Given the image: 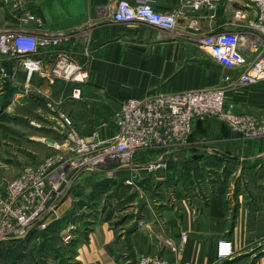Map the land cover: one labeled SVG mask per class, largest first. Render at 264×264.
<instances>
[{"label": "crops", "instance_id": "1", "mask_svg": "<svg viewBox=\"0 0 264 264\" xmlns=\"http://www.w3.org/2000/svg\"><path fill=\"white\" fill-rule=\"evenodd\" d=\"M118 1L44 0L31 8L51 31L46 33L70 36L62 49L90 74L85 84L59 80L50 84L38 74L29 78L15 60H0V67L10 76H0V91L7 92L9 98L6 107L29 106L37 112V127L42 129L43 122L46 124L48 135L36 132L35 136L64 141L66 135L60 132L67 129L60 114H65L80 135L97 129L100 138L107 139L116 126H104L124 100L219 88L225 85L228 74L237 73L219 65L200 47V40L230 32L247 34L252 17L247 0H221L215 11L195 10L178 0H148L159 12L179 14L173 33L145 22H115L112 16ZM127 1L137 4L142 0ZM0 12L11 11L0 4ZM17 14L15 29L44 33L35 23L22 22ZM41 58L46 64L52 62L48 54ZM74 88L81 89L80 100L71 97ZM226 100L237 112L264 118V81L228 90ZM82 124L85 128L79 127ZM188 148L197 171L203 169L201 173L211 175L206 181L194 178L181 190L178 210H161L155 230H165L178 243L183 233L188 234L177 256L168 250L161 255L172 264H229L231 260L220 261L217 242H231L235 254L240 255L264 241V138H244L227 124L200 121ZM146 227L132 234L127 259L116 232L107 223L97 225L75 249V264H129L130 259V264H135L139 257L155 255ZM248 264H264V255Z\"/></svg>", "mask_w": 264, "mask_h": 264}, {"label": "built area", "instance_id": "2", "mask_svg": "<svg viewBox=\"0 0 264 264\" xmlns=\"http://www.w3.org/2000/svg\"><path fill=\"white\" fill-rule=\"evenodd\" d=\"M41 1L0 0V4L10 10L24 12L21 21L27 22L34 19L25 15V9ZM178 1L183 6L195 10L215 11L221 0ZM247 2L248 8L252 10L247 34L243 36L230 32L209 35L200 40V47L210 52L219 65L237 72L228 74L224 78V86L202 91L159 94L143 100L126 99L115 116L116 132L107 140L101 139L97 133L89 138L80 137L70 117L60 114L67 129L60 134L66 135V139L64 142L57 140L46 142L51 150L58 152L55 160L47 163L46 172L50 171L52 163L65 161L62 156L64 152V154L73 152L81 160L95 154L94 158H90L91 166L88 170L95 171L102 168L110 177L112 170H134L136 157L142 151H153V156L161 162L158 167L167 168L168 159L165 157L173 156L171 153L174 154L180 147L186 146L196 123L204 120L225 123L234 133L244 138H264V118L237 112L226 100L228 90L256 85L264 81V0H247ZM178 16L176 12L157 11L148 0H142L137 4L120 0L112 18L119 24L145 22L162 31L173 33L177 28ZM69 40L70 36L66 34L29 33L19 29L0 28V60H15L27 72L29 78L38 74L50 84L58 80L77 85L85 84L90 78L88 70L62 49ZM42 54H48L52 59L50 65L41 58ZM0 76L3 79L10 77L3 66L0 67ZM81 95V89L74 88L71 97L80 100ZM158 150L170 151L158 153ZM64 165L70 173L63 170L57 174L56 178L59 181L55 182L50 190H47L44 182H41L42 177L35 175L33 171L30 175H22L16 181L15 195L35 190L30 193L35 206L16 211L14 218L17 223H11V218L3 215L1 209L7 201L3 202L0 198V221L3 220L2 223L0 222L3 226L0 240L24 235L46 214L57 212L59 199L67 194L62 187L64 184L66 186L74 184L68 177L78 168L77 165L69 164L67 160ZM82 165L81 162L78 166ZM28 176L33 182L32 188L26 184ZM186 240L187 236L183 234L180 243L162 241L158 251L160 254L144 256L137 260V264H171L161 252L168 250L173 254H179ZM230 246L228 242H220L218 255L222 258L229 257L232 254Z\"/></svg>", "mask_w": 264, "mask_h": 264}, {"label": "rangeland", "instance_id": "3", "mask_svg": "<svg viewBox=\"0 0 264 264\" xmlns=\"http://www.w3.org/2000/svg\"><path fill=\"white\" fill-rule=\"evenodd\" d=\"M34 6L25 9L29 11H25V15L34 19L29 22L35 23L34 26L38 28V31L51 32L44 27L42 20L31 12L33 10L31 8ZM10 11L6 14L0 12V28L15 29L17 27L15 26V20H19L17 13L22 18L21 15L24 12L13 11L12 9ZM8 99L7 92L4 94L0 91V198L3 202L7 201L1 211H3V215L11 218V223H17L14 218L16 211L31 209L35 206V201L30 194L35 190L32 189L26 193L15 195L16 181L22 175H30V172L33 171L35 175L42 177L41 182H44L45 188L50 190L52 185L59 181L56 178L57 174L63 170L70 173L65 168L67 164L64 165L66 160L69 161V164L77 165L78 168L68 177L74 184L71 186L63 185L62 189L64 192L67 191V194L59 199L55 214L52 212L46 214L38 221L37 225L24 235L0 240V264H75V249L78 244L87 240L92 228L101 223H107L116 232L117 238L124 244L123 254H125L124 258L127 259V255H131L132 234L144 229L145 225H148L146 231L150 236L154 254H160L158 251L162 241H173L165 230H155V223L159 221L161 210H178L179 206H182L180 204L181 190L189 187L194 178L198 182L206 181L211 175L201 173L203 169L197 171V166L192 164L190 149L188 148L189 142L186 146L176 150L175 153L173 152L174 154L171 153L173 156L165 157L168 159L167 168L158 167L161 162L153 156V151H142L136 157L134 170L118 169L115 171L110 169L113 171L112 177H110L102 168L95 171L88 170L91 166L90 158H94L95 154L81 160L73 152H66V154L64 152L62 156L65 161L52 163L50 171L46 172L47 163L53 162L58 156V152L48 147L46 143L48 140L42 139L44 136H35L36 132L48 135L45 132L47 129H44L46 124L43 122L42 129H39L37 127L39 120L35 119L37 114L35 110L24 105L6 107ZM120 108L121 105L114 112L111 121H108L104 127H110V123L114 127L116 126L115 116ZM21 119L25 121L23 122ZM29 119H32V124L29 123ZM206 121L210 120L201 122ZM82 126L85 128L84 124L79 125V127ZM96 133L98 134L97 129L88 135H80L77 132L82 138H89ZM35 138L41 140L36 141ZM43 146L49 149H44ZM29 150L34 151L29 153ZM169 151L158 150L157 152ZM81 162L83 165L78 166ZM216 175H218L217 172ZM33 178L35 179V177ZM26 184L30 188L33 187L30 176H28ZM0 222L2 223L3 220ZM2 230L3 226L0 225V231ZM186 236L188 239V234ZM219 243L217 242V251L219 250ZM228 243L231 244L229 248L232 250V254L223 258L218 255L221 262L231 260L229 264L242 262L248 264L251 260L253 263V258L256 259L260 255H264V241L257 244L252 251L240 255L235 254L232 243ZM169 253L172 256L178 255ZM164 258L166 259V257ZM128 262L129 264L132 263L131 259ZM135 264H137V260Z\"/></svg>", "mask_w": 264, "mask_h": 264}, {"label": "trees", "instance_id": "4", "mask_svg": "<svg viewBox=\"0 0 264 264\" xmlns=\"http://www.w3.org/2000/svg\"><path fill=\"white\" fill-rule=\"evenodd\" d=\"M11 93V92H10ZM200 122V121H199Z\"/></svg>", "mask_w": 264, "mask_h": 264}]
</instances>
